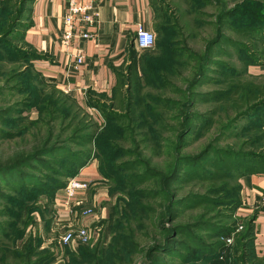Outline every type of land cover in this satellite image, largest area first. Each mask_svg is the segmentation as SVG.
<instances>
[{"label":"rangeland","instance_id":"1","mask_svg":"<svg viewBox=\"0 0 264 264\" xmlns=\"http://www.w3.org/2000/svg\"><path fill=\"white\" fill-rule=\"evenodd\" d=\"M151 2L154 10L156 41L149 51H154V56L159 60L164 59L159 66H165L166 54L170 48L173 46L182 48L186 51L178 55L176 66L182 65L173 73L167 71L169 73L167 78L172 87L169 85L162 87L160 81L150 84L142 76L140 60L136 77L131 75L128 71L130 54H127L125 62L119 67L121 77L114 89L116 93L114 98H110L111 94L106 98H73L67 89L60 88L54 80L40 72L35 66V61L41 58L35 59L30 55L31 52L24 48L20 32L26 25L28 7H25L24 11L20 10V15L16 16L18 18L22 14V23L21 19L19 23L16 19L11 22L6 14L0 13V31H4L0 37V114L9 110L8 114L0 115V131L10 134L3 136L0 133V163L10 162L16 156L29 154L39 148L59 146L49 156H42L39 158L41 161L32 163V169H27V172H31L29 179L32 184L24 186L19 191L2 187L0 231L6 230L8 233L3 235L0 232V244L12 250L14 247L21 250L29 242L28 240H31L35 243L39 254L47 252L51 255V262L46 264H60L70 258L67 252L75 251L79 245L93 247L101 241L105 243L110 241L113 234L110 220L120 221V212L126 204L124 198L128 197L127 187L123 186V183L138 172L137 166L133 167L134 163L131 162L136 158H148V162L150 161L152 165L159 166L165 173L168 171L174 153L171 151L170 155V147H173L171 143L176 142L177 134L182 128L178 121H172L176 115L182 114L174 102L181 101L183 105L187 101L183 99L185 97L181 95L179 89L187 90V82L193 75L194 62L189 52L203 54L207 50V43L215 38L218 31L217 26L220 25L218 17L221 13L226 21L223 25V33L241 46H245L247 51L256 54L259 62L264 61V45L256 39L255 42L249 40L239 31L248 34L249 32L244 30L246 27L253 28L259 22H264V0H192V7L186 0H151ZM229 10H234L231 16L225 13ZM161 17L165 18V22ZM163 23L164 26L161 25ZM228 23L233 24L236 29H231ZM12 26L18 31L13 33V29L12 33L7 35L5 31ZM157 42H160V45L158 50H155ZM136 51L142 52L138 49ZM214 52L218 56L217 62L223 66H211L205 79L193 88L195 91L204 93L226 89L228 85L223 80L227 74L225 71L227 66L231 67L236 79L251 81L264 89V65L247 64L244 61L247 59L244 47L235 48L230 44L220 43ZM253 66L260 69H252ZM238 98L244 97L237 95L231 101H236ZM160 100L164 101L160 102ZM165 100H169L168 107L163 105ZM260 102H264V96L256 101V103ZM146 103L149 105V111L153 110L160 118L159 122H155L154 117L145 109ZM248 104L252 109L244 115H240L244 112L242 109L244 104L239 100L233 103L215 100L198 101L193 104L188 112L200 117L205 116L208 122L205 126L201 125L202 123H194V130L186 136L181 154L197 155L209 143H212L215 149L242 148L241 144L248 138L250 128L264 121V103L257 107H254L255 103ZM119 105L121 107H118ZM110 110L119 112L121 116H129L131 121L109 119L107 111ZM144 116L151 122L146 124L140 122ZM230 124L228 129L224 128ZM221 132V137L217 138L218 133ZM87 138L93 141L86 143ZM87 151H90L88 159H85V162L79 159V163L82 160L83 167L94 163L103 176L94 185L88 181L84 195L93 193L104 199L99 203L96 200L95 203L84 205L83 196L80 204L72 205L73 220L70 222L71 225H68V219L64 221L59 217L61 203L51 188L54 182L66 184L69 179L77 178V174H74L77 165L73 164L69 157L79 155L83 158L85 156L83 153ZM210 154L205 161L198 163L197 167L192 165L183 167L182 172H179L178 182L172 185L175 190L172 198L189 194L210 195L213 183L197 178L202 168L207 169L205 166L208 160L212 159V153ZM228 182L231 185L235 184L232 180ZM138 187L142 188L145 185H136L133 188ZM148 201L150 204H155V202H163V198L158 196ZM152 208L159 211L156 207ZM88 209L91 213L83 216L82 212ZM233 212L231 214L229 209L216 208L210 204L182 207L177 219L164 223V226L176 229L184 224L189 226L187 228L191 235L184 233L176 235L171 252L158 254L157 257L168 264H184L178 255L185 254L186 249H204V253L207 254L205 252L207 246L221 242L222 237L199 229L201 227L196 228V224L205 223L215 226L223 224L236 228L230 235L232 240L229 243L230 253L227 264H237L235 259L242 253L244 262L240 264H253L254 260L251 259L249 252L250 244L247 240L241 239L245 231V227L243 228L246 224L245 220L236 215V210ZM83 220H87L92 235L90 241L82 243L73 240L70 243H62L61 237L71 228L78 229L85 222ZM150 232L152 229L138 232L136 241L140 244V248H146L154 239L153 232ZM14 234L16 241L11 244L9 239ZM174 234L173 232L171 235ZM18 236L21 237L17 239ZM155 239L158 237L156 236ZM195 239H200L201 242L195 244L193 242ZM199 254L197 253L198 259L194 264H207L205 258L207 256ZM142 260L143 257L137 259L136 264H140ZM7 262V264H23L18 259L10 257V254Z\"/></svg>","mask_w":264,"mask_h":264},{"label":"trees","instance_id":"2","mask_svg":"<svg viewBox=\"0 0 264 264\" xmlns=\"http://www.w3.org/2000/svg\"><path fill=\"white\" fill-rule=\"evenodd\" d=\"M33 0H0V13L6 14L5 16L13 22L20 21L22 23V14L20 17H16L20 15V12L25 10V7L29 10V3ZM190 3L192 7V0H186ZM152 3V2H151ZM153 7V6H152ZM19 8V10H17ZM21 10V11H20ZM193 12V11H192ZM234 10L226 11V15H232ZM16 13V15H15ZM29 13V11H28ZM234 17H231L233 19ZM220 25H218V31L211 41L207 43L206 51L203 54H197L195 52H189L190 57L192 58L193 64V75L188 80H185L188 83L187 90L179 89L182 96H184L187 101L182 105L181 101L174 102V104L178 107L177 109L182 111L181 115H176V117L172 121H178L181 125V130L177 134V139L175 143H171L173 146L170 147V155L171 151H174L173 158H171L169 168L167 173L163 172L159 166H154L148 162L147 159L136 158L134 162H131L134 166H137L138 172L134 174L133 177H130L129 180L123 183L127 187L126 194H128L125 206L122 208L120 212V221L117 219L110 220L111 230L113 234L111 236L110 241L105 243L101 241L99 244H96L93 247L79 245L75 251H68L69 257L64 263L60 264H136L137 259H141L143 257L142 262L140 264H168L161 258L157 257L158 254L170 253L172 249V245L174 244V237L178 234L184 233L185 235H191L189 233V226L187 225H179L178 228L170 229L164 226L166 222H172L177 219L179 210L184 207H196L202 204H210L214 207H223L229 209L231 214L233 211L237 210V208L241 205V184L239 183V178L252 173H263L264 172V121L259 122L258 126H253L249 130L248 138L243 140L241 146L242 148L234 149L229 147L228 149H215L212 143L207 144L204 148L198 153L195 154H181V149L185 144L186 136L191 133L194 129V123H202L201 125L205 126L208 122L206 117H200L194 114L193 112L189 113V107L192 108L193 104L198 101L207 102L210 100L215 101H227L228 103H233L239 100L243 102L244 112L240 115H244L252 109L248 103H255L254 107L261 106L264 102L256 103L262 96H264V89L262 86L258 84H254L251 81L236 79L234 72L232 71L230 66L225 68L227 71L226 77L223 82L227 83L226 89H220L216 91H208L201 93L199 91H195L193 88L198 86L201 80H204L208 69L215 66H223L221 63L217 62V54H215L216 47H219V44H230L235 48L244 47L246 49V57L244 60L247 64L252 65H264V61L261 63L256 54H252L245 46H241L240 43H237L235 40L229 38L225 33H223V25L226 22L221 13V16L218 17ZM161 20L164 21L165 18L161 17ZM230 21V20H229ZM165 22V21H164ZM19 23V22H18ZM25 24V22H23ZM231 29L234 28V25L228 23ZM24 26L23 31L27 27ZM162 26L165 23L161 24ZM222 25V26H221ZM155 28V24H154ZM14 29V31H13ZM17 28L10 27L5 32L8 35L9 33H13ZM249 33L242 32L244 37H248L249 40L255 42V39L261 42L264 45V22H259L258 25L253 28L246 27L244 29ZM23 31L20 32V37L24 48L30 51V55L34 56V58H44L43 55L36 53L31 47H29L23 39ZM238 32V33H240ZM240 33V34H241ZM4 34V31H0V37ZM5 41V39H3ZM1 41V40H0ZM156 41V40H155ZM157 47L155 50H158V45L160 42L156 43ZM134 45H129L128 54H130V63L128 66V71L131 75H135L136 77V69L137 65L140 64L142 67V76L148 81V83H156L160 81L162 87L171 86L169 84V79L167 75L169 73H173L179 69L180 66H176L178 63L176 59H178V55L186 50L182 48H178L173 46L170 48L168 54H166V61L164 65H160L164 59H158L154 56V51L143 50L141 53L136 51ZM36 56V57H35ZM162 67V69H161ZM224 69V67H223ZM120 69L118 68L115 71L117 80L115 86L112 89V93L110 98H114L116 94L114 89L116 87L117 82L119 81V77H121ZM169 71V73H167ZM172 87V86H171ZM174 88V87H173ZM177 89V88H174ZM240 95L244 98H238L236 101H231L233 97ZM102 97H107L102 95ZM164 100H160L162 102ZM90 104V103H89ZM169 100H165L163 104L165 107H168ZM118 107H121L119 105ZM117 107V108H118ZM190 108V109H191ZM145 109L147 111L150 110L149 105L145 104ZM9 111V110H8ZM8 111L1 113L0 115L8 114ZM109 119L122 121L127 120L131 121L129 116H121V114L117 111H107ZM132 113V111L130 112ZM149 113L154 117L153 120L156 122L160 121V118L157 117V114H154L153 110L149 111ZM239 115V116H240ZM123 118V119H122ZM42 120V119H41ZM140 122L146 124L150 123L151 120L142 117ZM164 124V123H162ZM230 125L224 126V128L228 129ZM202 129V128H201ZM201 129H198L199 131ZM3 136H9V132H1ZM0 134V136H1ZM197 134V133H196ZM221 133H218L217 138L221 137ZM93 140L91 138H87L85 140L86 143H89ZM59 146H54L51 148H39L34 150L31 153L21 154L13 158L10 162H2L0 163V193H2V187H7L9 190L19 191L24 186L30 185L31 179H29L31 172H27V169H32V163L37 162L42 156H49L55 149H58ZM212 153V159L208 160L206 164L207 169H203L199 171L197 178L206 179L213 183L211 188L212 190L209 192V196H199V195H183L184 197L172 198L173 192L175 191L172 188L174 183L178 182L179 172H182V169L185 165H192L193 167H197L198 163L205 161ZM78 154V153H77ZM85 156L80 158L79 155L70 156L69 159L72 163L77 165V169L74 174L80 171V169L84 166V160L88 159L90 155V151L84 152ZM75 155V154H74ZM79 159H82L84 162L79 163ZM41 161V160H39ZM38 161V162H39ZM209 167V170H208ZM211 167V168H210ZM99 175L102 177V173L100 169H98ZM34 175V174H33ZM234 181L235 184H230L228 181ZM29 182V183H28ZM237 182V184H236ZM216 184L217 186H215ZM65 185L60 183H55L52 186V190L56 191L61 189ZM136 185H145V187H138L134 189ZM158 185V186H157ZM150 186H153L150 187ZM157 186V187H156ZM156 187V188H154ZM123 189V188H122ZM161 196L163 198V202H155V204H150L148 199L155 198ZM217 197V198H213ZM152 207H156L159 209H153ZM234 216V214H233ZM230 217V216H229ZM235 217V216H234ZM245 220V219H244ZM243 228L245 227V231L241 239L247 240L249 242V252L250 257L254 260L253 264H264V256L258 257L255 255L253 251V226L252 219H246ZM14 225V224H12ZM10 225V226H12ZM201 227L199 229H203V231H209L212 235L222 237L221 242L215 243L213 246H207V250L204 253V249H186L185 254L178 255L181 258V261L184 264H194L197 261V253L199 255L207 256V264H227L228 255L230 253L229 243L226 242L225 238L230 236L235 231V226L232 225H217L214 224H196V228ZM153 232L152 242L146 248H140V244L136 241L138 232L151 230ZM181 229V230H179ZM234 229V231H233ZM233 231V232H232ZM3 235H6L8 231L1 230ZM150 232V233H152ZM174 235H171L172 233ZM15 235L10 236L9 241L15 243ZM158 239H155V237ZM21 236H18L20 238ZM23 246L21 250L15 248L14 250L5 247L4 244H0V264H7V258L14 257L18 259L23 264H46L51 262V255L47 252L39 254L35 243L31 240ZM195 244L201 242L200 239L193 240ZM185 248V247H183ZM241 252V250H239ZM236 263L240 264L244 262V254L242 253L240 257H237Z\"/></svg>","mask_w":264,"mask_h":264},{"label":"crops","instance_id":"3","mask_svg":"<svg viewBox=\"0 0 264 264\" xmlns=\"http://www.w3.org/2000/svg\"><path fill=\"white\" fill-rule=\"evenodd\" d=\"M29 5L28 25L23 31V39L36 53L44 56L35 61V66L60 88L67 89L73 98L109 96L117 80L115 71L125 62L129 45H134L138 27L153 32L155 29L151 0H97L93 6V21L87 28L91 36L87 39L76 36L65 45L62 34L66 0H33ZM77 53L83 55L84 61L75 68ZM251 68L260 69L257 66ZM76 177L94 185L101 176L95 164L89 163ZM239 183L241 205L236 215L245 220L252 219L253 251L256 256L262 257L264 172L244 175L239 178ZM99 197L87 193L83 198L84 205L95 203L96 200L99 203L104 199ZM59 213L60 219H68L67 223L71 225L73 218L70 212L61 208Z\"/></svg>","mask_w":264,"mask_h":264},{"label":"built area","instance_id":"4","mask_svg":"<svg viewBox=\"0 0 264 264\" xmlns=\"http://www.w3.org/2000/svg\"><path fill=\"white\" fill-rule=\"evenodd\" d=\"M97 0H88L87 2L78 0H66V9L63 15L64 30L62 34V42L67 45L74 37L87 39L91 33L87 30L88 26L93 21V6ZM77 27V28H76ZM155 44V34L153 31L139 26L134 38V46L138 50H149ZM84 61L81 53L75 54V68L81 65ZM88 181L77 178L69 179L66 184L56 191V198L60 200L61 207L67 209L70 214L72 205L81 203L82 198L88 188ZM264 202V197L262 198ZM91 210L82 212L83 216H88ZM86 219V218H85ZM83 222L78 229H69L60 239L64 244L70 243L73 240H79L82 243H87L92 238L91 232L87 225V220ZM241 228V227H239ZM227 243H230L232 237L225 238Z\"/></svg>","mask_w":264,"mask_h":264}]
</instances>
